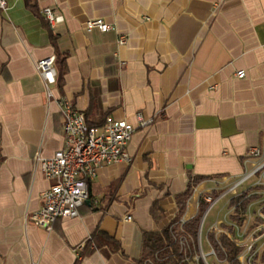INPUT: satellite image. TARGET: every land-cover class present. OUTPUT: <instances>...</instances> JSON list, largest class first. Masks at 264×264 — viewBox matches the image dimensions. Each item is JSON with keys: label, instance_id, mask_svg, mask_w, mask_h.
<instances>
[{"label": "crops", "instance_id": "1", "mask_svg": "<svg viewBox=\"0 0 264 264\" xmlns=\"http://www.w3.org/2000/svg\"><path fill=\"white\" fill-rule=\"evenodd\" d=\"M4 1L0 264H138L143 234L176 217V195L191 184L182 224L198 213L203 193L241 175L248 149L263 144L264 0ZM46 7L59 17L54 25ZM96 17L113 28L85 30ZM57 53L65 59L63 81L48 98L35 64ZM59 97L88 125L111 117L135 130L130 162L100 166L78 216L46 230L29 216L50 185L36 157L64 146ZM137 113L151 122L138 126ZM217 202L199 223L200 245L209 240L204 226L220 217Z\"/></svg>", "mask_w": 264, "mask_h": 264}, {"label": "built area", "instance_id": "2", "mask_svg": "<svg viewBox=\"0 0 264 264\" xmlns=\"http://www.w3.org/2000/svg\"><path fill=\"white\" fill-rule=\"evenodd\" d=\"M0 7L5 9L4 0H0ZM42 14L50 25H54L59 20V17L50 7L43 8ZM84 28L87 31L95 28L105 32L112 29L113 26L102 18L96 17L87 19ZM125 38V36H120L119 43H124ZM55 59V55H50L39 59L35 64L36 70L44 81L48 98L52 97L50 86L56 84ZM236 76L238 78L244 77L245 71H236ZM56 103L63 118L64 146L56 150L51 157H36L40 170L43 176L49 180L50 185L41 194L42 205L29 216L32 223L46 230H50L58 218L78 216V208L87 201L89 183L96 176V171L100 166L120 161L130 162V155L126 147L135 130V126L125 119H113L111 117H107L100 126L88 125L83 112L75 108L70 100L59 97L56 99ZM136 118L138 126H146L151 122V119H144L140 113L136 114ZM244 165V172L234 178L227 190L223 191L216 199L211 201L209 195L203 197L207 206L200 222L203 223L211 207L227 192L233 194L231 199L242 196L235 204H231L230 199V205L233 209L230 215L231 222L222 229L221 234L226 235L239 249L235 257V264H253L256 255H260L256 261L264 264L262 260L264 249L261 252L263 246H257L256 243L258 238L264 235V203L255 212L256 216L260 218L259 224L251 228L253 224H251L249 202L253 197L248 195L246 191L250 182H252V187L264 186V142L261 147L248 149L244 158ZM244 200H248V202L242 222L238 223L232 216L236 214L235 207ZM125 219L130 220L131 216H126ZM214 222L222 221L215 216ZM259 231L262 232L261 235L257 234ZM254 235L257 236L254 238ZM180 244L183 246L185 240L180 239ZM199 247H201L200 242ZM210 247L208 254H202L205 264H208L206 261L208 255L215 254L216 256V251L211 245ZM81 248L82 245L77 247L78 250ZM218 260L223 264H228L225 259Z\"/></svg>", "mask_w": 264, "mask_h": 264}, {"label": "trees", "instance_id": "3", "mask_svg": "<svg viewBox=\"0 0 264 264\" xmlns=\"http://www.w3.org/2000/svg\"><path fill=\"white\" fill-rule=\"evenodd\" d=\"M55 57V66L57 67V63L60 64V68L57 70L56 83L61 86L65 59L60 53H57ZM191 189V184H189L182 193L176 195L178 213L168 225L158 232H146L143 234L142 251L138 259V264H190L194 257L198 255L199 223L207 203L200 199L198 213L182 224H179L178 221L184 211L185 202L191 193ZM241 197L231 199V204H235ZM247 202L248 200H244L235 207L236 214L232 218L238 223L242 222ZM180 225L182 231L178 234L176 230ZM180 235L181 237H179ZM92 239L93 237L88 242H91ZM180 239L185 240L183 246L180 244ZM209 243L216 251L218 259H225L228 264L236 263L235 257L239 249L226 235L220 234L218 238L210 235ZM111 244L114 249H117V244L113 242ZM262 260L264 261V253L262 254ZM198 263L204 264L201 260Z\"/></svg>", "mask_w": 264, "mask_h": 264}, {"label": "rangeland", "instance_id": "4", "mask_svg": "<svg viewBox=\"0 0 264 264\" xmlns=\"http://www.w3.org/2000/svg\"><path fill=\"white\" fill-rule=\"evenodd\" d=\"M231 182L232 181H230V182L224 184L223 186H221L217 190V192L215 194H212V193H210V194L203 193L202 194V197L203 196L205 197V196H208L209 195L210 198H211V201H213L223 191L227 190V188L231 185ZM248 185L249 186H248V188H247L246 191L248 192V195H251L253 197V199L251 200V202H249V204H250L249 212H251V224H253L251 226V228H252V227L256 226L257 224H259V222H260V218H259V216H256V213L255 212L264 203V186L263 185H257L255 187H252L251 186L252 185V182H250ZM232 197H233V194H231V192H227L226 195L223 196V198H221L220 200H218L217 206H215L213 208L220 215V217L218 219L221 220L222 222L216 223V222L212 221L211 223L206 224L204 226L205 227L204 230L207 231V234H208V239H209V236L210 235H214L215 238H218L219 235L221 234L222 229H224L225 226H228L229 225L228 223L231 222L230 215H231L233 209H232V207L230 205V199ZM181 231H182L181 230V227L179 226L177 228V230H176V233L180 234ZM178 234H176V235H178ZM257 234L261 235L262 232L259 231ZM255 236H257V235H254L253 237L255 238ZM179 237H181V235ZM199 242H200V240H199V235H198V242H197L198 243L197 244V246H198V255H196L194 257L193 261H191L190 264H199L198 263L199 260H201L204 263L203 258H202L203 257L202 254H206V253L208 254L210 252L209 240H207V239L205 240L204 239L203 243L205 244V246L207 248H206V250H203V251L201 250V247H199ZM203 243L201 245H203ZM256 243H257V246L258 245L259 246H263V248L261 250V252H262L263 249H264V235L262 237L258 238V240L256 241ZM259 256H257V255L255 256V258H254L255 260H254V263L253 264H261L258 261H256L259 258ZM213 257L216 258L217 257V254H216V256H215V254L214 255L210 254V256L207 257V259H208V261L210 263L213 262Z\"/></svg>", "mask_w": 264, "mask_h": 264}]
</instances>
